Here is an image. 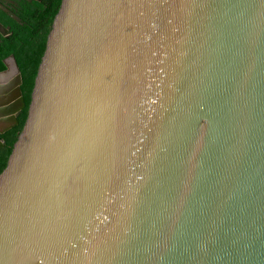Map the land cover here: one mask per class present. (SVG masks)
<instances>
[{
    "label": "water",
    "instance_id": "obj_1",
    "mask_svg": "<svg viewBox=\"0 0 264 264\" xmlns=\"http://www.w3.org/2000/svg\"><path fill=\"white\" fill-rule=\"evenodd\" d=\"M3 63L0 134L24 108ZM0 264H264V0H62Z\"/></svg>",
    "mask_w": 264,
    "mask_h": 264
},
{
    "label": "trees",
    "instance_id": "obj_2",
    "mask_svg": "<svg viewBox=\"0 0 264 264\" xmlns=\"http://www.w3.org/2000/svg\"><path fill=\"white\" fill-rule=\"evenodd\" d=\"M61 1L23 0L20 3L18 20L7 17L0 10V22L4 21V25H10L6 35L0 33V71L5 69L3 60L13 55L21 73L20 89L24 100V108L17 114L18 124L0 134L3 141V146L0 147V173L5 168L13 145L26 121L35 76L46 47L47 35Z\"/></svg>",
    "mask_w": 264,
    "mask_h": 264
},
{
    "label": "flooded vegetation",
    "instance_id": "obj_3",
    "mask_svg": "<svg viewBox=\"0 0 264 264\" xmlns=\"http://www.w3.org/2000/svg\"><path fill=\"white\" fill-rule=\"evenodd\" d=\"M23 0H0V10L7 16L18 20V13H20L21 2ZM28 2L41 1V0H26ZM3 20V19H2ZM4 23V21H2ZM2 23V24H3ZM4 25V24H3ZM4 27L7 29L5 34L10 30V25L5 24Z\"/></svg>",
    "mask_w": 264,
    "mask_h": 264
}]
</instances>
